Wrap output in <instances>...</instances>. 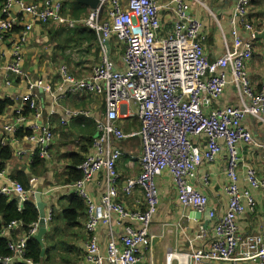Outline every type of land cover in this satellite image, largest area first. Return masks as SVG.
<instances>
[{"label":"built area","instance_id":"1","mask_svg":"<svg viewBox=\"0 0 264 264\" xmlns=\"http://www.w3.org/2000/svg\"><path fill=\"white\" fill-rule=\"evenodd\" d=\"M249 1L238 0L235 5L230 27L232 41L224 35V51L214 60H210L205 52L202 23L190 16L186 0H172L175 23L167 36L160 34L161 5L158 0H99L98 6L90 9L86 16L67 20L69 27L81 22L96 32L102 59L83 78L75 77L67 65H62L63 84L72 92L103 95L106 100L104 117L92 116L81 108H65L60 118L62 125H68L77 116L93 117L97 127L92 152L78 166L82 177L71 187L87 205L86 228L90 232L100 224L110 226L113 215L129 221L120 240L110 227L105 254L101 253L95 236L90 240L86 249L90 264L140 263L142 249L151 244L150 228L160 204L156 178L166 170L175 180L183 206L199 212L209 209V216L215 217V211L208 208V196L196 189L191 181L203 161H213L224 150L227 153L225 173L229 203L215 224L210 244L190 253L171 251L167 254V263L171 264V260L177 258L179 264L191 261L195 264L213 261L238 264L256 259L264 264V236L242 235L237 224V217L246 207L253 210L255 205L251 192L243 191L239 186L238 144L257 145L243 121L252 116L264 124V81L261 88L256 89L246 65L254 53L256 39V30L247 19ZM15 6L19 7L18 13ZM62 9V0H1L0 98L11 99L17 105L15 113L19 123L26 122V107L35 112L37 119L42 117L36 101L37 89L53 94L51 84L34 80L23 70L25 44L34 30L35 21L42 24L65 21ZM20 22L22 25L17 31ZM242 30L248 36L244 37ZM112 36L125 44L121 67H117L107 51L105 42ZM16 78L28 81L26 93L10 89ZM228 85H234L240 105L214 107L213 103L220 99ZM57 99L54 97L55 103ZM128 105L135 106L134 115L140 123L135 134L125 133L120 124L121 117L129 113ZM55 113L56 109L52 108L50 115ZM10 129L16 131L15 126ZM28 129L30 134L25 139L32 144L31 156L49 159L54 142L50 123L35 120ZM132 135L139 136L141 141V171L127 181L123 191L130 195L136 188L143 190L146 208L139 210L128 209L119 201L121 143ZM201 136L206 138V147L196 141ZM0 140L5 143V138ZM260 146L264 148V144ZM18 153L27 152L21 149ZM97 172L105 174L102 215L96 214V202L87 189L88 182ZM246 181L252 188L261 190L264 197V176H260L257 169H247ZM0 193L6 196L16 193L24 200L27 190L16 181L4 186ZM38 230L39 221L30 225L25 237L9 240L10 254L0 257V263L39 264L27 256L28 239ZM205 235V229L201 228L196 239H203Z\"/></svg>","mask_w":264,"mask_h":264},{"label":"crops","instance_id":"2","mask_svg":"<svg viewBox=\"0 0 264 264\" xmlns=\"http://www.w3.org/2000/svg\"><path fill=\"white\" fill-rule=\"evenodd\" d=\"M62 1L64 6L62 14L65 21L51 22L49 25L35 21L34 30L24 47L23 70L34 80H41L43 84L52 86L53 94L42 90V88L35 91L38 107L42 110V117L37 119L35 112L26 107L27 113H24L26 122L19 123L15 113L17 105L11 99L9 100L13 104L0 116V138H5L3 145H8L13 150V157L6 162L3 175H0V191L4 186L16 182L19 174H24L31 184V189H26V198L23 200L16 193L8 195L11 199L18 200L19 208L22 209L26 200H30L36 205L34 191L38 187L43 189V201L47 204L48 231L42 239L45 253L42 256V262H38L39 264H90L86 259L87 244L90 240L95 236L99 242L101 253L105 254L107 241L110 237V227L116 238L120 240L129 221L122 220L118 215H113L110 226L100 224L94 232H90L86 228L87 205L85 202L86 211L79 215L77 223H69L63 217V212L69 206L74 194L70 184L74 176L73 170L77 169V166L92 152V138L97 133V127L89 125L90 121H94L93 117L77 116L71 119L68 125H62L60 118L63 116L65 108H81L89 111L92 116L104 117L106 100L103 95L85 91L72 92L68 85L63 84L60 73L62 65H67L70 73L75 77H86L90 74L93 66L101 61L102 51L95 42L96 39L91 40L94 30L86 25L68 26L67 20L76 18L73 12L74 5H72L74 0ZM226 1L186 0L190 6V16L202 23L201 33L205 36L203 44L210 60L218 58L223 53L224 35L229 41H232L231 18L238 1L229 3ZM158 3L161 5L162 29L160 34L167 36L174 28L175 15L172 9L174 3L172 0H158ZM83 5L87 11L91 9L88 5ZM14 10L18 13L19 7L15 6ZM247 19L254 26L256 33L264 31V0H257L253 3L249 1ZM21 25L22 22L17 26V31ZM80 29L84 30L82 35L78 34ZM242 35L248 36L244 30H242ZM108 41L109 55L117 67H121L125 44L120 42L116 36H112ZM92 63L93 65H91ZM246 65L254 87L260 89L264 81L263 38L254 40V53L246 61ZM10 89L12 91L19 90L21 94H24L29 89L28 81L16 78ZM54 97H58L57 103H55ZM0 99L7 100L6 98ZM224 105H240V98L234 85H228L220 99L213 103L214 107ZM52 108L56 109L54 115H50ZM128 109L129 113L121 117L120 124L125 133L135 134L140 128V123L134 115L135 106L128 105ZM35 120L43 123L49 122L54 130L51 157L44 160L47 163V170L40 176H34L32 172L34 157L29 153L32 144L25 137H16V133L21 128H29ZM243 124L252 132L257 145L238 144L239 186L241 190L251 192L255 205L253 210L246 207L245 212L237 217V224L242 235L260 234L264 236L263 193L259 189L252 188L246 181L247 169L251 167L257 169L260 176H264V148L260 146L264 144V124L252 116L246 117ZM13 126L16 127V131L10 129ZM196 141L201 144V147H206L205 136L197 138ZM121 147L123 155L118 162L119 201L131 210L145 209L146 201L141 188H136L130 195L123 191V186L127 181L138 176L141 171L139 157L142 153V145L139 136L132 135L123 140ZM21 149L27 153L19 154ZM226 164L227 153L224 150L213 161H203L198 168L196 177L191 181L196 189L208 196V208L216 213V216L212 218L209 213L205 216V211L199 212L180 203L175 180L168 170L156 178L160 204L150 228L151 244L142 249L139 264H168L167 254L171 251L190 253L196 248L208 247L214 235L215 224L227 210L229 203V196L226 193ZM33 179H35L34 182ZM104 187V172H97L87 184V189L96 202V214L98 215L104 213L101 202ZM196 212L202 213L201 216L195 217ZM9 227L5 228L1 234L9 240L16 241L27 234V228L21 221H17L11 228ZM201 228L205 229L206 235L203 239H196V234ZM171 264H179V260L173 258ZM189 264L195 263L191 261ZM202 264L232 263L213 261ZM238 264H260V260L241 261Z\"/></svg>","mask_w":264,"mask_h":264},{"label":"trees","instance_id":"3","mask_svg":"<svg viewBox=\"0 0 264 264\" xmlns=\"http://www.w3.org/2000/svg\"><path fill=\"white\" fill-rule=\"evenodd\" d=\"M250 1H252L253 3L256 2L257 0H250ZM0 4H1V0H0ZM72 5H74L73 12H74V16L76 17L74 19H80L81 17L86 16L89 12L85 8V6L79 3L77 0H74ZM63 10H64V6L62 9V13ZM77 25L80 26L85 24L79 22L77 23ZM83 33H84L83 29L78 30V34L82 35ZM91 37H92L91 40L96 39L95 42H97L98 44L97 35L94 31ZM12 103L13 102L9 99L7 100L0 99V116L6 111V109L9 106L12 105ZM24 113H27V110H25ZM89 125L96 128L94 121H90ZM28 134H30V130L28 128H21L16 133V137L24 138ZM93 135L94 133L92 134V136ZM12 157H13L12 148L8 145H3L0 141V171L4 170L6 162L9 161ZM46 165L47 163L43 159H41L37 155L34 156V161L32 163V172L34 176H40L43 172H45L47 170ZM73 175L74 176L70 184H72L73 182L77 181L82 177V173L78 168L73 170ZM16 180L20 181L25 187V189L27 190L31 189L30 180L26 178L24 174H19ZM85 211H86V206L84 204L83 199L74 193L69 206L63 212V217L69 223L75 224L77 223L79 215ZM17 221L23 222L28 232L29 225L39 221V212L36 205L30 200H26L24 201L23 208L20 209L18 200L11 199L10 197L0 193V257L10 254L9 239L1 234L5 228H8L13 222H17ZM27 256L37 262L40 261L42 262L43 260V257L41 256V246L39 242L34 238V236L28 239Z\"/></svg>","mask_w":264,"mask_h":264},{"label":"water","instance_id":"4","mask_svg":"<svg viewBox=\"0 0 264 264\" xmlns=\"http://www.w3.org/2000/svg\"><path fill=\"white\" fill-rule=\"evenodd\" d=\"M78 2L82 3V4H86L88 5L91 9H94L98 6L99 4V0H77ZM235 1L237 2L238 0H227L226 3ZM215 11H217L215 9ZM256 38H263L264 39V31L262 32H257L256 33ZM106 46H107V50L109 53V41L105 42ZM42 191L43 189L41 187H38L35 191H34V197H35V201H36V206L37 209L39 211V230L37 232V234L34 235V238L41 244L42 247V251H41V256H44L45 253V245L43 243V236L47 233L48 231V226H47V213H46V207L47 204L43 201V197H42ZM210 212L209 209H207L204 212V215L207 216L208 213ZM202 213L196 212L194 214L195 217L198 218V216H201Z\"/></svg>","mask_w":264,"mask_h":264},{"label":"rangeland","instance_id":"5","mask_svg":"<svg viewBox=\"0 0 264 264\" xmlns=\"http://www.w3.org/2000/svg\"><path fill=\"white\" fill-rule=\"evenodd\" d=\"M117 43V42H116ZM124 45V44H123ZM124 48H125V45H124ZM113 55H114V53H113ZM99 63V62H98ZM91 65H93V63L91 64ZM88 70H90L89 68H88Z\"/></svg>","mask_w":264,"mask_h":264}]
</instances>
